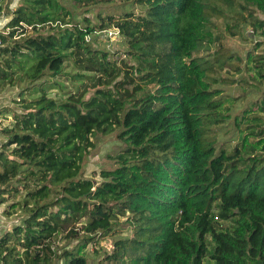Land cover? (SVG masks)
Masks as SVG:
<instances>
[{
  "label": "trees",
  "instance_id": "16d2710c",
  "mask_svg": "<svg viewBox=\"0 0 264 264\" xmlns=\"http://www.w3.org/2000/svg\"><path fill=\"white\" fill-rule=\"evenodd\" d=\"M14 1L0 0V94L19 88L27 102L0 130V203L16 179L24 195L9 208L23 215L0 235V264H93L85 248L111 234L103 264H264V120L251 104L236 115L227 77H209L254 71L264 111V0H131L140 11L117 19L74 18L100 0ZM213 11L260 39L233 51ZM108 26L121 54L89 39ZM65 67L75 91L57 100L47 92ZM226 123L231 148L218 140ZM95 131L120 145L98 179L84 171Z\"/></svg>",
  "mask_w": 264,
  "mask_h": 264
},
{
  "label": "rangeland",
  "instance_id": "374dc122",
  "mask_svg": "<svg viewBox=\"0 0 264 264\" xmlns=\"http://www.w3.org/2000/svg\"><path fill=\"white\" fill-rule=\"evenodd\" d=\"M205 2L206 4H209L211 0H205ZM2 4H4V6L12 7L16 3L14 0H12V2L4 0ZM86 8L87 9H77L74 12V18L79 19L84 15L96 16L101 14L106 19V14L109 13L114 15V18L117 19V17L123 12L131 11L134 14H137L140 11V6L132 2L131 0H100L99 3ZM1 14H4V16H6V9H3ZM208 17V25L224 35V43L226 44V46L242 56L252 48L255 43L254 41L260 39V37L254 33L249 25L241 28L240 26L235 25L236 21L233 18L222 17L214 11ZM261 17L264 18V13L261 14ZM243 34H249L250 38L253 41L250 40L249 37V39L244 40ZM89 39L95 45L107 48L110 51H117L121 54L125 50L122 42V36L113 26H108L104 31H97L92 33ZM262 49L263 46L260 45L257 48V51L254 50V52L260 54L262 53ZM69 70L70 67H65L66 73L60 76H56L57 84H55V87L47 92L49 96H52L55 99L59 100L67 96L69 92L75 91V87L72 83V75L70 73H67L69 72ZM254 75V71H243L240 74H233L231 71L225 69L220 73L210 74L209 77H227L221 85L224 88V92L229 94V96L225 99V105L231 107L232 111H234L236 115H242V110L246 107L249 108L251 106V112L246 115L249 117L251 113L260 114L262 116V119L264 120V111L260 112L257 107L253 105L254 98L260 95L263 88L262 86H260V88L257 89L252 85V82L255 81L252 80V76L254 77ZM254 79L256 78L254 77ZM41 81L42 79L36 82L38 83ZM85 82H88V80L86 79ZM90 90L92 91V89ZM20 92L21 91L19 88L10 87L0 94V130L11 122L13 114L20 113L22 111L21 105L27 102L22 101ZM37 95L38 93H36L34 89H30L23 94V97L28 100L36 97ZM244 124L245 121L241 124L240 127L243 128ZM235 137L236 135L235 133H233L232 127L229 126L228 123L218 128V140L220 143L225 144L226 147L231 148L234 141L228 142V140ZM4 141L5 136L0 131V144ZM89 142L90 144H88V146L86 147L87 153L84 158V171L86 176L98 179V173L100 169L109 167L111 164L110 160L107 159V155L115 154L119 150L120 145L118 140L116 139L115 133L113 132L102 133L95 131L89 136ZM261 145L262 142L259 144L258 148ZM258 148L256 147L254 150ZM15 182L16 179H13L11 182V186L7 187L8 191L4 194V198L5 203L7 204L6 207L9 212H11V214L14 213L15 217H20L23 215L22 209L9 208V205L12 202L22 199L24 195L22 186L17 185V182ZM125 233H129V231ZM113 236V234L105 236L97 246L88 245L85 248V253L88 254V257L93 264H103L102 260L104 251L112 250ZM56 239L57 244H64L63 239ZM72 243H75V241H73ZM205 264H207V261H205Z\"/></svg>",
  "mask_w": 264,
  "mask_h": 264
},
{
  "label": "crops",
  "instance_id": "0c3cea01",
  "mask_svg": "<svg viewBox=\"0 0 264 264\" xmlns=\"http://www.w3.org/2000/svg\"><path fill=\"white\" fill-rule=\"evenodd\" d=\"M1 14V13H0ZM4 19H5V16L4 14H1L0 15V26L3 24L4 22ZM4 196V195H3ZM6 203L5 201L1 202L0 203V235L7 229L10 228L11 226V222L14 220V219H18L19 217H15V214H9L7 215L5 213V209H7L6 207Z\"/></svg>",
  "mask_w": 264,
  "mask_h": 264
},
{
  "label": "built area",
  "instance_id": "2783aa9c",
  "mask_svg": "<svg viewBox=\"0 0 264 264\" xmlns=\"http://www.w3.org/2000/svg\"><path fill=\"white\" fill-rule=\"evenodd\" d=\"M0 44H1V41H0ZM18 222V219H14L12 222H11V224H13V223H17Z\"/></svg>",
  "mask_w": 264,
  "mask_h": 264
}]
</instances>
